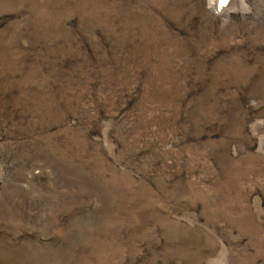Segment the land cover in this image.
<instances>
[{
  "label": "rangeland",
  "instance_id": "374dc122",
  "mask_svg": "<svg viewBox=\"0 0 264 264\" xmlns=\"http://www.w3.org/2000/svg\"><path fill=\"white\" fill-rule=\"evenodd\" d=\"M0 264H264V0H0Z\"/></svg>",
  "mask_w": 264,
  "mask_h": 264
}]
</instances>
